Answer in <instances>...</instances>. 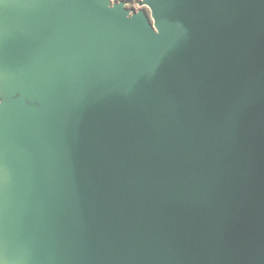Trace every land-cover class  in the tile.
I'll return each mask as SVG.
<instances>
[{"label":"water","instance_id":"1","mask_svg":"<svg viewBox=\"0 0 264 264\" xmlns=\"http://www.w3.org/2000/svg\"><path fill=\"white\" fill-rule=\"evenodd\" d=\"M0 0V264H264V0Z\"/></svg>","mask_w":264,"mask_h":264},{"label":"rangeland","instance_id":"2","mask_svg":"<svg viewBox=\"0 0 264 264\" xmlns=\"http://www.w3.org/2000/svg\"><path fill=\"white\" fill-rule=\"evenodd\" d=\"M123 2L125 7L131 12H144L147 16L150 15V11L146 6L141 5V0H111V3H119ZM6 100L5 96L0 92V102H4Z\"/></svg>","mask_w":264,"mask_h":264}]
</instances>
